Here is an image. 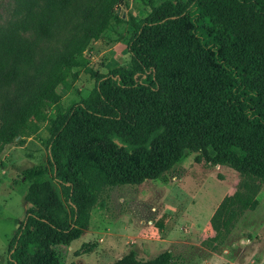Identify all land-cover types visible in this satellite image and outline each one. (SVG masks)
Returning a JSON list of instances; mask_svg holds the SVG:
<instances>
[{
    "label": "trees",
    "instance_id": "1",
    "mask_svg": "<svg viewBox=\"0 0 264 264\" xmlns=\"http://www.w3.org/2000/svg\"><path fill=\"white\" fill-rule=\"evenodd\" d=\"M156 1L146 0L144 19L129 16L128 64L107 74L85 68L81 58L89 42L119 21L112 8L128 6L126 0L95 2V13L75 27L64 52L39 61L40 45L66 21L74 0L28 5L0 32V155L34 137L48 164L21 172L26 210L6 264H60L54 247L82 235L106 189L158 180L188 154L242 178L210 218L213 236L202 243L207 250L218 251L245 213L258 207L264 0ZM80 69L94 88L65 110L56 88L70 91ZM172 261L168 250L144 261L130 251L112 264Z\"/></svg>",
    "mask_w": 264,
    "mask_h": 264
},
{
    "label": "rangeland",
    "instance_id": "2",
    "mask_svg": "<svg viewBox=\"0 0 264 264\" xmlns=\"http://www.w3.org/2000/svg\"><path fill=\"white\" fill-rule=\"evenodd\" d=\"M97 1L74 0L71 13L75 16L69 12L52 39L40 45L38 61L45 54L64 52L75 27L95 13L92 8ZM126 2L128 6L121 2L112 8L119 21H111L99 40L89 42L81 58L85 68L107 74L128 64L129 16L142 20L149 8L146 0ZM41 4L42 0H0V32L21 17L28 5ZM94 85L90 74L80 69L70 91L56 88L60 105L70 108L87 97ZM43 129L39 135L46 138ZM24 141L22 146H7L0 155V264H6L9 242L26 210L28 184L22 181L21 172L40 164L48 167L40 142L34 137ZM196 156L188 154L158 180L106 189L82 235L76 240L62 238L54 247L60 264H112L130 251L144 261L166 250L173 255L171 264H264V184L256 210L245 213L218 251H209L202 243L213 236L210 218L242 178L228 167H211L203 160L196 163Z\"/></svg>",
    "mask_w": 264,
    "mask_h": 264
},
{
    "label": "water",
    "instance_id": "3",
    "mask_svg": "<svg viewBox=\"0 0 264 264\" xmlns=\"http://www.w3.org/2000/svg\"><path fill=\"white\" fill-rule=\"evenodd\" d=\"M22 220H23V218H22Z\"/></svg>",
    "mask_w": 264,
    "mask_h": 264
}]
</instances>
